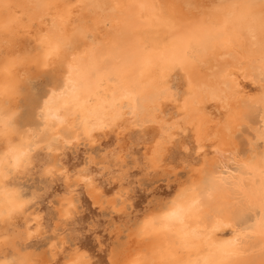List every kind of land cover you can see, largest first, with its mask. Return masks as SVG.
<instances>
[{
  "label": "snow or ice",
  "instance_id": "6c2138e0",
  "mask_svg": "<svg viewBox=\"0 0 264 264\" xmlns=\"http://www.w3.org/2000/svg\"><path fill=\"white\" fill-rule=\"evenodd\" d=\"M77 7L66 4L59 16L66 32L71 22V38L40 30L25 49L0 60V228L6 232L0 236V264H32L36 248L48 252V264H101L95 257L102 240L90 243L95 222L85 223L80 196L103 186L115 193L117 204L131 199L126 192L134 174L102 163L96 154L102 136L116 129L138 136L151 160L194 157L186 167L203 173L174 187L170 199L153 202L139 234L160 236L162 244L134 251L126 264H256V257L264 264V166L247 159L255 140L264 144V115L256 121L257 112L264 113V92L249 97L246 113L235 109L210 122L206 114L193 116L190 128L183 116L200 83L198 52L232 46L228 18L215 26L202 20L170 24L163 48L140 40L98 45L89 43L90 37L99 39L94 28L72 20ZM128 11L132 25L144 27L143 14L155 12V4L130 0ZM24 23L17 15L0 23V33ZM253 64L264 70V59ZM225 68L218 75L235 88L236 77ZM149 98L156 113L141 119L140 104ZM226 120L232 132L240 129L239 152L224 147L209 153L203 138ZM80 146L91 147L85 158H79ZM206 155L212 158L201 162ZM124 159L132 165L130 154Z\"/></svg>",
  "mask_w": 264,
  "mask_h": 264
},
{
  "label": "bare ground",
  "instance_id": "6f19581e",
  "mask_svg": "<svg viewBox=\"0 0 264 264\" xmlns=\"http://www.w3.org/2000/svg\"><path fill=\"white\" fill-rule=\"evenodd\" d=\"M129 2L130 0H0V23L17 15H23L25 20L23 25H12L9 33H0V60L25 49L32 36L40 30L49 31L61 40L65 37L71 38V22L66 32L59 19L66 4L78 5L72 20L86 21L94 28V35L98 34L99 39L90 37L89 43L95 42L98 45L103 41L127 45L134 40H140L153 47L163 48L170 24H188L202 20L205 25L215 26L227 17L228 30L235 34L232 46L227 50L218 46L211 50H200L196 55L195 70L200 74V83L192 90L193 96L189 100L188 109L183 113L185 124L190 128L193 116L203 117L206 114L207 121L210 122L219 120L222 113L235 109L244 110L246 113L249 97L259 96L260 92H264V86L261 85L264 70L253 64V61L264 59L263 1L249 0L238 6L218 0H152L155 12L146 11L143 14L142 18L146 22L144 27L132 25L128 11ZM45 4L50 7H45ZM21 5L24 7H20ZM221 66H226L227 74L235 75V88L232 87V81L218 75ZM243 71L247 72V76ZM237 94L243 96V99L237 100ZM156 110L157 105L149 98L140 104L139 115L141 119L151 120ZM261 115L264 113L258 111L256 114L258 124L261 122ZM165 127H170L167 121ZM239 131L238 128L237 132H232L231 125L226 120L222 127L218 126L203 138V145L209 153L213 148L227 147L235 154L240 149L237 139ZM245 138L250 144L253 142L247 133ZM90 152V146L87 150L85 146H80L79 158H85ZM96 154L102 163L134 174L128 177L132 185L131 192H126V195L131 196L129 200L117 204L115 193L110 195L103 190V186L99 191L86 188L80 196L81 213L89 210L105 220L107 218L110 224L111 241L107 244L97 228L101 225H97L99 221L94 225L95 244L102 240L101 246L96 249L95 258L101 264H126L134 251H150L162 244L160 236L142 237L139 234L140 220L152 208L153 202L170 199L167 194H174V187L179 188L197 181L202 178L203 173H195L193 168L186 167L188 160L194 162V157H188L187 160L184 156L151 160L146 146H141L138 136L134 139L131 130L116 129L103 135L96 146ZM128 154L132 158L131 166L124 159ZM261 155H264V144L257 139L255 146L250 147L247 159L257 167L264 166ZM211 158L206 155L200 157V160L208 162ZM214 166H219L218 160ZM116 217L125 222H116ZM5 234L0 228V236ZM50 259L48 252L42 248L34 249L29 256L32 264H48ZM149 264H157V261L149 260ZM256 264H259V257H256Z\"/></svg>",
  "mask_w": 264,
  "mask_h": 264
},
{
  "label": "rangeland",
  "instance_id": "374dc122",
  "mask_svg": "<svg viewBox=\"0 0 264 264\" xmlns=\"http://www.w3.org/2000/svg\"><path fill=\"white\" fill-rule=\"evenodd\" d=\"M218 1H220L222 3H225V4L231 3V4H234V5L240 6V4H242L244 1H249V0H238V1L237 0H224V2H223V0H218ZM260 1H263L264 2V0H260ZM81 214L84 217L87 218L85 220V223H90V222H93V221L95 223H97V221H99V223H97V225H99V224H101V225H99V227H97V228L102 233V235H101L102 240L104 241L105 244H107V243H109L111 241V238H110V229H109L110 228V224H108L109 222H108L107 218L105 220L104 218H101L100 215H97V214H95V213H93V212H91L89 210H87L85 212H82ZM115 221L116 222H120V223L125 222V221H121V219L120 218H117V217H116ZM107 224H108V226H107ZM95 234L96 233L93 232V234H91V236L89 238V241L90 242L93 239V241L91 242V244H95L94 238H93V237H95Z\"/></svg>",
  "mask_w": 264,
  "mask_h": 264
}]
</instances>
